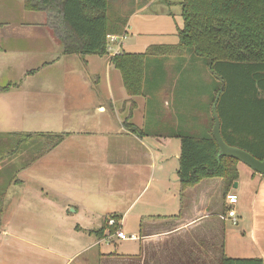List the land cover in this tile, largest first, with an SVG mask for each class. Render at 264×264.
<instances>
[{
  "label": "crops",
  "instance_id": "obj_1",
  "mask_svg": "<svg viewBox=\"0 0 264 264\" xmlns=\"http://www.w3.org/2000/svg\"><path fill=\"white\" fill-rule=\"evenodd\" d=\"M182 1L108 0L110 18L126 22L122 35L108 36L109 56L64 54L63 59L74 57L78 64L71 76L70 109L65 105L63 112L71 118L76 113L79 126L64 131L68 133L66 139L43 158L51 155L56 169L63 167L69 173L54 174L51 181L48 177H31L32 174L21 177L25 174L23 170H18L16 177L4 176L5 170L15 165V159L0 163V191H4L0 194V264H54L51 258L57 256L56 252L41 240L43 226L30 217L38 216L39 208L43 207L39 204L46 201L49 207H55L60 219L71 217L77 238L83 237L80 234L94 236L95 231L106 229L102 238L88 239V243L84 241L86 245L74 237L70 242L74 253L64 264L75 263L93 249L90 264H221L224 256L261 258L264 262V176L240 162L238 178L232 185L222 178H213L183 191L179 177L182 146L177 135H208L206 115L199 123H190L184 111L173 110L184 104L176 95L165 97L171 112L167 108L168 111L159 114L156 92L147 89L145 95L130 96L122 74L111 62L115 54L127 49L135 51L130 40H164L169 35L174 39L173 43H143L144 51L157 45L178 44V30L183 26ZM25 3L24 0L23 8L29 12ZM36 14L40 17L33 25L43 34L40 39H46L40 26L47 23L55 39L63 41L61 16L56 19L52 13ZM171 58L165 60V68ZM181 65L182 60L177 59V68L182 73ZM81 68H86L88 74ZM100 70L105 74L96 79L95 86L92 78ZM146 83L148 88L153 84L152 80ZM164 83L160 90L165 91L167 79ZM65 115L61 120H65ZM162 115L164 124L159 121ZM81 120L85 121L83 126ZM126 123L134 125L141 134ZM46 180L52 184L50 191L45 190ZM38 184L45 188L42 192L38 191ZM228 193L239 196L236 205L227 203ZM34 200L35 208L31 203ZM230 209L237 213V225L228 216ZM132 218L138 222V234L133 235L140 240L133 241L138 244L131 251L124 249L123 244L120 247L121 242L129 240L115 236L106 240L109 234L114 235L109 226L111 219L125 231L133 230ZM95 221L98 228H90L96 225ZM108 245L113 246L112 250L104 249ZM46 254L51 258L46 259Z\"/></svg>",
  "mask_w": 264,
  "mask_h": 264
},
{
  "label": "trees",
  "instance_id": "obj_2",
  "mask_svg": "<svg viewBox=\"0 0 264 264\" xmlns=\"http://www.w3.org/2000/svg\"><path fill=\"white\" fill-rule=\"evenodd\" d=\"M25 1L29 11L52 13L56 19L61 16L66 55L109 56L108 36L122 35L126 25L110 18L108 0ZM181 5L183 26L178 30V44L153 46L145 53L115 54L111 56L113 66L122 74L128 94L142 96L147 89H159L161 85L157 84L166 80L167 58L175 56L183 62L190 54L194 60H204L222 84L218 113L224 140L264 160V0H183ZM149 80L153 84L148 88ZM9 88L0 86V92ZM126 125L141 134L134 125ZM67 136L51 132L0 133V163L18 157L22 161L18 165L25 169ZM177 137L182 146L179 177L183 191L205 179L222 178L232 185L238 178L240 162L221 154L213 130L204 136L181 133ZM25 155L27 161H23ZM4 176H11L10 171L5 170ZM110 227L113 234L119 230L117 221ZM105 230L94 233L102 238ZM221 264L264 262L261 258L224 256Z\"/></svg>",
  "mask_w": 264,
  "mask_h": 264
},
{
  "label": "rangeland",
  "instance_id": "obj_3",
  "mask_svg": "<svg viewBox=\"0 0 264 264\" xmlns=\"http://www.w3.org/2000/svg\"><path fill=\"white\" fill-rule=\"evenodd\" d=\"M23 2L24 0H0V86L9 87L11 85L10 88H12L8 93H0V133H47L52 130L64 133V131L74 130L79 126V121L76 120L77 114L74 113L71 118L65 115L68 113H64L63 108L66 105L70 109V100L73 95V88L70 85L71 76L74 75L78 63L75 64L74 57L67 60L62 58L65 56L63 41L60 42L58 39H55V33L47 23L40 26L44 29L46 39H40L43 34L36 29L35 26L37 25H33V22L40 16L36 12L26 11L23 8ZM49 17H51V14ZM148 40H130L131 43H134L133 50L135 51L127 49V52L145 53L143 43L147 42H174L172 35H169L164 40ZM138 43L140 44L137 45ZM58 58L63 59L61 63H57ZM184 58L185 60H183L180 66L182 73L177 68L176 57L173 56L171 58L172 61H169L166 66L167 87L165 91L160 89L154 90L157 95L155 100L159 114H164L171 108L166 106L165 97L168 98L170 95H176L178 101H182L181 103L184 102V104H182V108L179 105V107L176 106L173 110L179 108L180 111H184L183 113L187 115V120L190 123H199L203 114L206 115V124H209L208 130L209 133H212L214 126L212 108L222 84L204 60H194L190 54L184 56ZM81 70L85 74H88L86 68L84 69L85 71L82 68ZM97 74L96 77L92 78L95 86H97L96 79L100 75H104L105 72L104 70H100ZM153 75L156 76L157 73L154 72ZM21 83H24L25 86L21 85ZM164 84L163 81V83H158L157 86ZM31 90L33 91L32 93H30ZM101 94H103L102 89ZM62 115H65V120H61ZM164 119L165 117L162 115L159 120L161 124H164ZM81 122L83 126V122L85 121L81 120ZM54 124H59L61 127H52ZM158 133L163 134L162 132ZM14 158L15 165L13 167L11 165L9 168L12 177L17 176L18 170L19 172L23 170L22 173L25 174H22L21 177L32 174L31 177L43 176L48 177V181H51L52 179L50 178L54 174L67 176L69 173V170L63 169V167L56 169L53 163L54 158L51 155L36 162L32 167L29 166L25 169L18 166V164L21 165L22 163V161H18L20 158ZM26 158H28L27 155H25L23 161H27ZM48 181L46 180L45 183L48 189L43 188L40 184L37 185L39 190L33 186H31L33 187L31 189L38 190L39 192H42L43 189L50 191L52 184L48 183ZM2 193L4 191H0V194ZM52 199L57 198L53 197ZM58 200L61 201L60 199ZM31 203L34 204V208L37 207L35 200ZM39 207L41 208H39V214L37 213L38 216L32 215L30 217L34 219L35 224L39 223L43 226L44 232L41 240L43 239L45 245L53 247L57 254L53 258L49 254H46L45 257L46 259L51 258L54 264H64L65 259L69 256L71 258L74 253V245L70 242H72L74 237L77 238L74 231L75 224L71 217L64 220L60 219L58 211H56L55 207H49L47 201L44 205L39 204ZM95 218L98 219V217ZM96 222V225L90 226V228H98ZM131 222L132 225H135L133 226V230H129L128 228L125 231L121 230L128 236L138 234V222L133 218ZM80 235H83V237L77 239L82 243L84 241L87 242L88 239L94 240L98 237L96 234L94 236H89L90 234ZM112 236L114 237L115 235L109 234L106 240H111ZM138 240H140V237ZM84 244L86 245L85 242ZM122 244L124 249L131 251L134 244L138 243L129 240L121 242L120 247ZM112 248V245L104 247L105 250H112ZM120 250L124 252L122 249ZM93 251L87 252L75 260V263L72 262L70 264H80L81 262L83 264H90L91 260L89 258L93 256Z\"/></svg>",
  "mask_w": 264,
  "mask_h": 264
},
{
  "label": "water",
  "instance_id": "obj_4",
  "mask_svg": "<svg viewBox=\"0 0 264 264\" xmlns=\"http://www.w3.org/2000/svg\"><path fill=\"white\" fill-rule=\"evenodd\" d=\"M220 95L217 96L213 105L212 112L215 120L213 128V136L220 148L221 154L225 157L237 159L239 162L247 165L254 172L264 176V160L255 157L250 152L239 147L230 146L223 138L221 131V119L218 113V103ZM238 186V183L235 184Z\"/></svg>",
  "mask_w": 264,
  "mask_h": 264
},
{
  "label": "built area",
  "instance_id": "obj_5",
  "mask_svg": "<svg viewBox=\"0 0 264 264\" xmlns=\"http://www.w3.org/2000/svg\"><path fill=\"white\" fill-rule=\"evenodd\" d=\"M226 201L229 205H236L239 202V196L235 193H228L226 196ZM228 216L233 220L234 225L238 224L237 213L235 210L230 209L228 211ZM109 225L110 226L116 225L115 219H111L109 221ZM114 235H115V237H117L118 239H121V240H132V241L138 240V236H136V235L128 236L125 232H123L121 230H118Z\"/></svg>",
  "mask_w": 264,
  "mask_h": 264
}]
</instances>
